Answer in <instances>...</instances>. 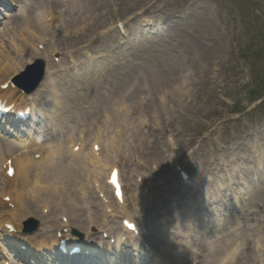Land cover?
I'll return each instance as SVG.
<instances>
[{
    "label": "rangeland",
    "instance_id": "1",
    "mask_svg": "<svg viewBox=\"0 0 264 264\" xmlns=\"http://www.w3.org/2000/svg\"><path fill=\"white\" fill-rule=\"evenodd\" d=\"M16 1H10L14 6L11 11L0 15L4 45L26 38L27 34H21V19L28 11L32 13V4L40 8L36 11L38 18L47 13L58 17L53 21L56 30L39 48L50 56L46 61L56 64L51 55L53 48L68 55L61 58L62 67L55 64L54 77L73 105L86 108L80 116L83 129L93 126L96 132L97 126H104L111 115L109 124L103 127L107 131L102 133L104 159L110 163L104 175L111 166L121 170L128 204L134 207L132 218L138 220L143 238L162 249L158 254L166 264H180L174 257L186 252L187 247L195 252L201 245L207 248L209 241L214 246L229 242L240 245L238 264H264V0ZM77 7L94 16L104 15L105 24L83 41L60 39L61 19L70 17L74 21L71 29L88 24L87 15L79 17L75 13ZM144 18H149L156 28L142 27ZM120 24L129 38L120 35ZM37 45L29 44L32 62L37 58ZM69 51L77 52V70L72 68ZM0 52L2 57L8 53L5 47ZM4 64L5 61L0 65L3 71ZM28 64L21 63L20 70ZM13 77L11 74L0 80L9 82ZM48 80L46 70V80L39 89L41 97L49 92ZM186 82L194 84L189 92L193 106L178 104L176 94V100L171 98L164 107L162 100ZM254 85L258 90H253ZM124 97L125 106L137 107L135 114L122 111L124 105L117 100ZM46 109L50 110L51 105ZM58 124L53 126L55 132L60 129ZM51 132L42 129L35 135L49 139L46 142L59 140L49 137ZM87 150H91L90 144ZM64 160L78 161L66 156L58 162ZM177 164L190 174L189 181L181 179ZM245 168L257 171L258 178L253 172L243 173ZM139 178L146 180L139 184ZM159 178H164L165 184L155 188ZM137 189L138 199L132 203ZM81 194L82 191L69 201L82 205ZM93 198L91 206L102 211L103 198L97 193ZM217 200L221 205L209 206ZM61 211L42 220V211L31 207L30 215L22 221L23 234L55 236L56 228L47 233L49 221L60 223ZM150 212L163 216L154 223L141 220ZM123 217L110 222L114 232L120 231ZM31 220L38 223L32 233L26 229ZM85 228L86 225L84 239L103 237L97 228L86 235ZM156 230L163 233L157 234ZM250 230H254L255 242L241 246L239 241L250 236ZM256 241L262 246L259 250ZM256 256L260 259L256 260ZM186 257L189 264H210L212 260L221 264L222 258L220 251L210 255L204 250H200L198 258H192V254Z\"/></svg>",
    "mask_w": 264,
    "mask_h": 264
},
{
    "label": "bare ground",
    "instance_id": "2",
    "mask_svg": "<svg viewBox=\"0 0 264 264\" xmlns=\"http://www.w3.org/2000/svg\"><path fill=\"white\" fill-rule=\"evenodd\" d=\"M11 1H13L15 4L17 3L16 0ZM30 8L32 10V13L28 14V11L27 13L23 14V17L21 19V23L23 25L21 27L23 32L21 34H27L25 39L23 37L22 41H12L8 44L9 46H5L3 43V37L0 34V49L2 47H5L8 51V53H6V56L4 57H2L3 55L0 52V65L5 61V64L3 65L5 71H3L1 69L2 66H0V78H4L11 74H17L19 71H21V63L31 62L32 58L30 57V54L32 51V47H30L29 44L31 46H35L36 44H38L36 49L37 54L35 52L34 55L35 57H42L44 59L47 58L45 56V52L40 51L38 46L40 44H44V42L47 41V38H49L53 31H55L57 28L53 24V19L51 21L47 20L48 17H52L53 15H49L50 13H47L45 17L41 19L38 18L39 14L36 13V11L40 9L39 6L34 3L30 6ZM49 8L52 10L53 5L50 4ZM77 9L78 11H76L75 13L79 14V17L81 14H85L88 16L87 18H85V20L88 19V24H86L82 28L80 26H75V29H71L73 27L72 24L74 21L70 17L67 19H61L60 17V27H63V31H59L60 35L62 36L60 39H65L66 41L74 43L80 42L85 40L88 34L93 32L96 27L105 24L104 15L94 16L92 14H89L90 12L84 11L83 9H80L78 7ZM75 20H78V18L76 17ZM81 20L85 21L84 19ZM143 20V27L148 26L149 28L151 27V29L156 28V26L151 22L149 18H144ZM159 23L162 24L161 22H158V24ZM65 24L68 25L66 28L64 27ZM11 43H14V45L12 44L13 48L10 47ZM52 54H54L55 57L61 55V53L57 49H53ZM70 56L71 59L75 61L77 52L74 51V53ZM46 62H48V65H50L47 69L49 80L46 83L49 87V92L47 95H43V97L40 96L42 91L36 93L35 95L37 97L33 104L35 106H39L40 117L42 118V120H45L47 122V124L44 126H42L43 124L41 122L40 128H44L45 132L51 130L52 132L49 134V137H57L59 140L50 141L48 142L50 143L48 146H42L33 137L27 144L28 147H25L22 140L17 141L15 139H12V141H8L7 139H4L5 135L0 131V174L3 165L6 164L7 160H14L15 157H17L0 176V261H2L3 264L6 260L11 262L13 261V264H16L15 260H18V254L15 248L17 249L18 247L24 246L26 248L25 253L31 254L33 256L37 255L41 257L44 262H47L49 264H72L70 263V261H74L73 264H93V260L89 262H79L85 259L84 257H81L82 255L70 257L65 255L63 256L62 254L57 253L56 250L57 247L60 246L59 243L61 241L60 239H58L57 235L47 236L46 234L43 235L38 233L33 237H27V235L23 234L21 231L23 227L22 221L26 219L28 215H30L29 210L33 206L37 209V211L40 210V212L42 211L43 213L45 209L50 208L48 215L41 214L42 220L51 219V215L54 214L55 211L58 212L62 210L61 212L67 213L66 215L69 219V236H71L74 231L82 234L85 225V231H87L89 226L88 224L96 225L99 230H103L102 235L108 231L114 232L112 225H110L112 222L109 223L110 221H103L105 219H108L109 216L118 219L119 214L124 215L125 217H129V215H131V212H133V209L128 205L125 191L122 203L118 201L115 196L112 200H110L108 196H106L109 202L105 199V202L103 201V203H100L102 207L101 212L94 211L93 206H91V199H94L93 196L96 193V189L100 193H102V189H107V191L109 192V190L112 188L109 184V179L112 170L116 167L111 166L109 175L107 178H105L103 170H105V168L109 166L110 163L108 162V160L104 159L105 152L102 148V140L104 138L102 136V132L107 131V129H103V127H107L111 115L107 116V120L104 126H97L96 133L92 131L95 129V127L92 126L90 129H88L87 141L92 142V149L90 151H87L86 143L82 137L83 131H80V129H82L83 127L81 124L82 122L80 121V116L82 110L86 108L80 109L79 105H73L72 99L70 97H67L66 95L64 96L63 91L59 89L58 82L54 77L56 74V72L54 71L55 64L49 61ZM2 84L4 83L0 82V86H2ZM192 86H194L193 83L189 84L188 82H186L184 85L178 88L175 94L172 92L175 91L174 88L171 91L173 94L168 99L164 98L162 100V102L165 101L163 103V106L166 107L171 98L174 99L176 97V94L179 98V100L176 101L178 104H182L183 106H193L192 103L189 102V98H191L192 96L189 93L190 87ZM9 93L11 94L10 97ZM0 95L5 98L8 97L10 105L11 103H15V110L17 112L21 109L16 103L23 101V94L12 92V89L10 87L8 91H2V89L0 88ZM164 97H166V95ZM10 98L14 100V102H10ZM26 98L27 97L24 96V101H26ZM42 100H44V102H42ZM117 102H120L124 105L122 106V111H125L130 115L136 113L137 107L130 108L125 106V97L122 99H118ZM171 104H174V102L171 101ZM50 105L51 109H46ZM92 109L93 108L90 107L88 109L89 112H91ZM116 113L120 114L119 112ZM12 117L13 116L11 115L8 117H4V122L0 123V129L7 130L9 129L7 127L9 125L11 126L9 130H11L12 127H21L23 123H20L19 126L17 123L11 120ZM56 123H59L58 126H60V129L55 132L53 130V126ZM32 124L34 125L36 123L33 122ZM26 130H32V128L29 127ZM70 132H79L78 138H74V135L70 134ZM98 145L100 147V150L95 151L94 147ZM103 145L104 147H106L105 143H103ZM76 147H79V151L77 153L74 152V149ZM26 149H28L27 152H25ZM19 152L23 153L19 155ZM35 156H38V159H36ZM66 156L76 158L78 161H76L75 163L66 162L68 160L58 162V160H61ZM64 162L66 165H61ZM10 167L15 169L14 175L12 177H9L7 174L8 168ZM256 168L261 169L262 166L258 165L256 166ZM225 171L229 172V170L226 169ZM245 172L247 174L253 172L254 177L258 178L256 175L257 171L251 170V168H245L243 173ZM246 178H250V175L246 176ZM120 180L123 184L122 173L120 176ZM145 180L143 178L139 184H143ZM67 183L69 185L71 184V188H68L69 185ZM164 184V178H159L154 183V186L156 188L158 185L163 186ZM81 191V195H83L82 197H84L82 205H79L77 202L74 204L72 201H69L72 196H78ZM158 195L159 194H157V196ZM132 196V199H134L132 203H134L135 199H138L139 196L138 189L137 192ZM6 198H10L9 203L13 205V207L9 206V203H6V201H4V199ZM237 200L238 199L236 198V202ZM56 201H62L64 202V204ZM142 204H145V200H143ZM212 204L221 205L219 200L210 203L209 206H211ZM162 216L163 215L161 213H157L149 218L147 222H153L155 219L161 218ZM64 225L65 224L63 223H58L54 220H51L49 221V231H47V233L51 234L53 230L50 231V229L53 228L62 229ZM11 228H13L14 231ZM121 231L116 232V241H118V243L115 245V247L108 245L104 240L102 241V244L96 247L99 250H102L103 248L115 250L116 254L123 262L120 264H165L160 259V256L157 255L158 250L162 249H158L156 245L151 246V249H149L148 251L149 254L147 255L149 256V258L151 257V259L149 260L150 263H142L140 257L144 252L140 247V244L138 243H136V245L134 246L135 249L132 250V252L134 253L130 255L129 250L127 249L128 245L126 244H132L133 241L131 242V240L135 239L141 243V240H145V238H143L141 234L137 235L138 237L136 238L134 235H132V233L123 228H121ZM156 231L157 232L155 233L157 234H159L160 232L163 233L162 230L160 232L158 230ZM192 232L195 231L192 230ZM252 232H254V230H250L251 235L246 239L237 241L241 242V244L243 245L249 244L251 241L255 242L256 239L254 238ZM126 235L128 241L123 244L121 238ZM71 237H73L74 240L76 239V237L74 236ZM63 238H65V236H63ZM231 243L232 242L226 244L221 243L214 246V243L209 241L207 243V248L205 245H201L199 246V250L197 252L190 250V247H187L186 252H183L182 254L174 257V260L179 261L180 264H189L190 259L187 258L186 255L192 254V258H198L200 255V250L208 251L210 255L216 251H220V254H223L222 257H224L222 258V260H229V262L237 264L240 262V255L238 254L239 247L237 246L236 248H232V246L236 243L234 242L233 245ZM256 243L257 250H259L262 246L260 247V243L258 241H256ZM11 245H13V247L15 248H12ZM84 245L89 248H94V245L97 244H95V241H88L85 242ZM171 246L178 247L177 244H172ZM8 249L10 251H8ZM6 257H8L9 259H6ZM255 259L259 260L260 258L259 256H256ZM262 262L264 263V260ZM199 264H202V262H199ZM210 264H214V260H212Z\"/></svg>",
    "mask_w": 264,
    "mask_h": 264
},
{
    "label": "water",
    "instance_id": "3",
    "mask_svg": "<svg viewBox=\"0 0 264 264\" xmlns=\"http://www.w3.org/2000/svg\"><path fill=\"white\" fill-rule=\"evenodd\" d=\"M44 76V64L38 63L33 67H30L26 73L22 75L24 79H27L25 77H29V81L34 82L36 85H34V88L39 85V82L43 79Z\"/></svg>",
    "mask_w": 264,
    "mask_h": 264
}]
</instances>
